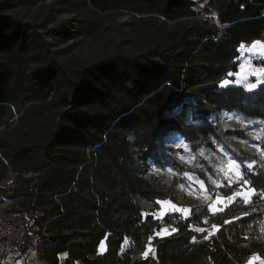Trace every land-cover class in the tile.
Returning <instances> with one entry per match:
<instances>
[{
	"label": "trees",
	"instance_id": "obj_1",
	"mask_svg": "<svg viewBox=\"0 0 264 264\" xmlns=\"http://www.w3.org/2000/svg\"><path fill=\"white\" fill-rule=\"evenodd\" d=\"M202 1L216 9L215 26L183 25ZM120 17L135 53L79 50L107 42ZM255 42L264 45V0H0V183L14 175L6 198L26 221L23 246L37 235L46 264L61 253L65 264H150V235L174 222L175 233L154 239L158 264L264 258V83L220 86L237 71L241 45ZM220 113L233 114L231 129L211 121ZM247 125L259 132L257 153L228 144L250 140ZM172 135L196 156L225 149L253 190L249 201L156 218V202L176 204L184 181L146 178L149 163L203 182L210 170L197 157L201 167L181 165L165 147ZM208 225L218 228L208 238L195 231Z\"/></svg>",
	"mask_w": 264,
	"mask_h": 264
},
{
	"label": "rangeland",
	"instance_id": "obj_2",
	"mask_svg": "<svg viewBox=\"0 0 264 264\" xmlns=\"http://www.w3.org/2000/svg\"><path fill=\"white\" fill-rule=\"evenodd\" d=\"M195 16L190 19L182 20L183 25H190L195 22H200L202 24H207L209 27L215 26V19L217 16L216 9L212 7H208L205 1L197 2L194 6ZM69 16L62 14L60 15L57 20L58 21H65L68 20ZM129 23L127 17H120L115 18L113 23L111 24V35L107 42H102L101 44L90 46L87 42H81L79 45V50H81L85 55L90 56L92 58H100L104 53H113L114 51H118L121 55L129 56L135 53V48H133L130 44L128 45L127 39L128 35L130 34V30L126 27H121L123 24ZM133 36H137L134 34ZM72 42H70L71 44ZM69 44V45H70ZM256 45L255 54L244 52L243 56H241L240 48L238 49L239 53V66L237 71H239L240 65L244 62V60L250 59L251 60V67L246 69V71L252 72L248 76V82L256 83L257 79H264V73L261 70H264V57L259 56V51L264 50L261 46H264L262 43H254ZM254 44L249 46H244L245 48H251ZM255 70V71H253ZM235 72V73H236ZM227 79L234 81L236 76L233 75L231 77L227 76ZM221 84V83H220ZM263 83L257 84V86ZM227 86H242V84H229ZM225 86V87H227ZM256 86V87H257ZM254 89V88H253ZM249 90V89H248ZM251 90V89H250ZM233 117V114L228 113H220L217 115H212L210 117L211 121L215 124H218L222 127L223 130L231 129V126L227 124ZM249 137L250 140H238L236 138H227L228 144L243 153H257L258 146L256 142L259 139V132L255 129V127L247 125V131L245 132ZM182 142L183 144L187 145L184 139L179 135H172L165 139V147L170 149L171 151L175 152V157L177 161L181 165L188 167L190 169H195L201 167L198 165L196 161V157L202 159L209 167V172L206 175V182L201 181L195 175L187 174L180 178L176 173L173 171H169V168L165 169H157L154 165H148V173L146 174V178L152 179L154 177H158L165 181L166 185H169L173 179H182L184 182L183 184L177 186L174 189V193L177 198V203H172L169 200H162L165 202H170L171 205H175L177 208H184L189 209L197 206H206L211 213L218 212L220 209L227 206L232 201L238 199L243 202H248L250 197L253 194V190L248 187V185L241 180L240 168L241 165L235 161L228 152L220 146H216L215 149H205L203 150V155H201V151L199 154L193 155L188 151H185L183 147H177V144ZM188 146V145H187ZM180 150V152H178ZM184 157V159H180V157ZM264 156V154H263ZM229 161H235L239 164V175H237L236 171L230 170L228 166ZM247 168L248 165L253 166L250 163L244 164ZM223 169V171H222ZM174 173V174H173ZM227 173V175H226ZM191 176L192 179L190 180L188 177ZM201 182L203 183V187L201 186ZM0 187L3 190V193L0 194V212L8 216L10 221L20 227L24 231V236L26 235V224L25 220L19 214L15 213L14 211H19L18 203L7 199L6 197L11 193V190L14 187V175L12 173H8L5 179L0 183ZM224 189H235V193L229 197H225L219 193V190ZM157 210L154 212V216L158 219H162L166 215L177 214L182 219H185L189 216V213L185 215L184 213L175 211L172 208H169L168 211L161 216V205L157 204ZM142 208L144 210H149L152 208V205L144 202L142 203ZM174 224V222H172ZM207 225V222H206ZM170 224L165 225V229H169ZM202 229V231H195L197 233L205 232L206 238L210 235H213L217 231L216 226H206L204 228H197ZM31 235L33 234L32 230H28ZM158 233H161L159 231ZM156 233L154 237H160L162 235H158ZM167 235V234H165ZM38 239L37 235L33 234L28 241V244L35 243ZM24 242V240H23ZM153 244V239L150 241V246ZM24 245V244H23Z\"/></svg>",
	"mask_w": 264,
	"mask_h": 264
},
{
	"label": "crops",
	"instance_id": "obj_3",
	"mask_svg": "<svg viewBox=\"0 0 264 264\" xmlns=\"http://www.w3.org/2000/svg\"><path fill=\"white\" fill-rule=\"evenodd\" d=\"M255 43H262V42H255ZM162 229H165V226L161 227L159 230L155 231L153 234L150 235L146 249L142 254L143 257L151 258L150 264H158L154 253V239L169 236L175 233L176 231L175 225L171 223L168 229L169 234L167 235L164 234L160 237L157 236L154 237V235L159 231H161ZM152 239H153V244L150 246V241ZM35 244L36 242L28 244V246L26 247L22 245L20 249H18L16 254H6L0 252V264H46V261L44 260L42 254L33 251ZM98 250L100 253H102L104 251V245L101 244ZM145 252H147V256H145ZM66 258H67L66 253L59 254L58 255L59 264H65ZM77 264H81V263L78 262ZM239 264H264V258H261L255 254L250 257L243 258Z\"/></svg>",
	"mask_w": 264,
	"mask_h": 264
},
{
	"label": "snow or ice",
	"instance_id": "obj_4",
	"mask_svg": "<svg viewBox=\"0 0 264 264\" xmlns=\"http://www.w3.org/2000/svg\"><path fill=\"white\" fill-rule=\"evenodd\" d=\"M261 47H262V49H264V46H261ZM254 50H256L255 44L251 48H245L244 45H241V47H240L241 56H243L244 52H249V53L255 54ZM259 56L264 57V50L259 51ZM250 67H251V60L250 59L244 60V62L240 65L238 72H236V73L229 72L227 74L228 77L235 75L236 79L234 81H232V80L225 78L224 80L221 81L220 86L225 87V86H227L229 84H233V83L234 84H242L246 89L250 90V89L255 88L257 86V84L264 83V79H260V78L257 79L256 83L248 82V76L250 74H252V72L246 71V69H249ZM253 71H255V70H253ZM261 71H262V73H264V70H261ZM177 147H183L185 151H188V146L183 144L182 142L178 143ZM200 154L203 155V150H201ZM180 159L183 160L184 157L181 156ZM228 166H229L230 170L236 171L237 175H239V167H240L239 164H237L235 161H229ZM248 167L251 168V165H248ZM169 171L171 172V169ZM222 171H223V169H222ZM185 175H187V174H185ZM226 175H227V173H226ZM188 178L190 180L192 179L191 176H189ZM201 186L203 187L202 182H201ZM156 203L161 205V216H163L168 211L169 208H172L175 211L184 213L185 215H187L190 212L189 209L177 208L175 205H171L170 202L157 201ZM196 231H202V229H196ZM164 234H169V233H167L166 229H162L161 233H158V235H164ZM193 240L195 241V237H193ZM145 256H147V252H145Z\"/></svg>",
	"mask_w": 264,
	"mask_h": 264
},
{
	"label": "built area",
	"instance_id": "obj_5",
	"mask_svg": "<svg viewBox=\"0 0 264 264\" xmlns=\"http://www.w3.org/2000/svg\"><path fill=\"white\" fill-rule=\"evenodd\" d=\"M23 240L24 231L13 224L10 219H8L7 215L0 212V252L16 254L18 249L23 245ZM38 244L39 243H36L34 245L33 251L41 254L42 250Z\"/></svg>",
	"mask_w": 264,
	"mask_h": 264
}]
</instances>
